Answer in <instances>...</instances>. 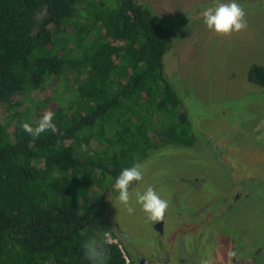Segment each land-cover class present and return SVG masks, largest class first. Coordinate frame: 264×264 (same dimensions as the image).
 <instances>
[{
    "label": "trees",
    "instance_id": "obj_1",
    "mask_svg": "<svg viewBox=\"0 0 264 264\" xmlns=\"http://www.w3.org/2000/svg\"><path fill=\"white\" fill-rule=\"evenodd\" d=\"M175 34L140 0H0V264H90L94 237L127 264L108 239L115 178L195 139L165 72ZM250 79L264 87V65ZM48 111L54 131H23Z\"/></svg>",
    "mask_w": 264,
    "mask_h": 264
},
{
    "label": "rangeland",
    "instance_id": "obj_2",
    "mask_svg": "<svg viewBox=\"0 0 264 264\" xmlns=\"http://www.w3.org/2000/svg\"><path fill=\"white\" fill-rule=\"evenodd\" d=\"M140 1L176 31L164 60L166 76L183 101L195 137L189 146L166 144L155 149L141 163L144 173L149 171L146 184L160 175L159 188L177 192L187 186L182 195L186 192L190 202L205 191H210L206 193L210 200L230 198L234 180L241 175L264 179V87L250 79L251 67L264 65V0H238L246 26L227 34L203 23L204 11L218 0ZM238 168L244 172L239 174ZM249 187L256 196L237 202L215 221L223 224L224 242L221 249H209L212 264H237L231 250L237 252L241 245L248 264H264V185ZM111 190L110 201L116 195L113 186ZM161 197L168 200L166 210L171 213V195ZM135 205L122 208V221L130 231L145 224L146 213ZM128 207L136 208L129 212Z\"/></svg>",
    "mask_w": 264,
    "mask_h": 264
},
{
    "label": "flooded vegetation",
    "instance_id": "obj_3",
    "mask_svg": "<svg viewBox=\"0 0 264 264\" xmlns=\"http://www.w3.org/2000/svg\"><path fill=\"white\" fill-rule=\"evenodd\" d=\"M246 170L250 171V169ZM148 172L143 174L141 181H133L128 205L136 206L135 204L138 203L135 193L152 187L160 196L171 195L170 199L174 205L171 213L165 210L163 217L157 221L149 220L146 215L145 224H137V227L130 231L122 221L123 204L117 195H113L111 201L110 198L108 199L106 220L112 230L108 233V239L119 244L129 264H212L208 258L209 249H221L224 242L223 224L216 225L215 221L217 218L221 219L226 209H232L237 202L256 196V191L250 189V184L258 182L264 185L263 178L256 179L254 176L241 175L237 182L234 180L230 198L210 200L207 195L210 191L203 190L205 192L200 195L199 199L197 196V199L189 202L186 199V192L182 195V192L187 190V186L177 192L169 187L159 188L160 184L162 185L160 175L158 181L151 178L153 183L146 184V179L149 177ZM243 172L244 170L238 168L239 174ZM194 179L198 181V178ZM162 188L166 193L161 190ZM194 188L201 189V185L200 187L194 185ZM195 203H198L196 209ZM232 246L234 248L235 245ZM239 248L237 252L231 250L234 262L248 264V253L246 254L243 245Z\"/></svg>",
    "mask_w": 264,
    "mask_h": 264
},
{
    "label": "clouds",
    "instance_id": "obj_4",
    "mask_svg": "<svg viewBox=\"0 0 264 264\" xmlns=\"http://www.w3.org/2000/svg\"><path fill=\"white\" fill-rule=\"evenodd\" d=\"M245 12L238 0H218L216 4L209 7L203 13V23L208 29L218 33L227 34L232 31H240L245 26ZM55 113L48 111L43 114L40 121L33 126L24 122L21 127L24 132L33 137L40 136L49 130H55ZM144 169L141 163H133L131 167L123 168L114 181V190L119 201L128 205L130 200V187L133 181H141ZM137 203L146 213L147 218L152 221L160 220L167 208V201L164 200L152 187H148L141 193H136ZM135 209L128 207L129 212ZM106 241L102 238H92L85 242L84 248L89 253L90 264H104V250Z\"/></svg>",
    "mask_w": 264,
    "mask_h": 264
},
{
    "label": "built area",
    "instance_id": "obj_5",
    "mask_svg": "<svg viewBox=\"0 0 264 264\" xmlns=\"http://www.w3.org/2000/svg\"><path fill=\"white\" fill-rule=\"evenodd\" d=\"M125 258H126L127 264H129V263H128V260H127V257H125Z\"/></svg>",
    "mask_w": 264,
    "mask_h": 264
}]
</instances>
